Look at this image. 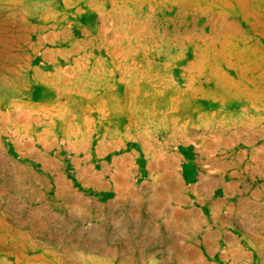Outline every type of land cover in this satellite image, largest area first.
I'll use <instances>...</instances> for the list:
<instances>
[{
  "label": "rangeland",
  "instance_id": "rangeland-1",
  "mask_svg": "<svg viewBox=\"0 0 264 264\" xmlns=\"http://www.w3.org/2000/svg\"><path fill=\"white\" fill-rule=\"evenodd\" d=\"M0 264H264V0H0Z\"/></svg>",
  "mask_w": 264,
  "mask_h": 264
}]
</instances>
